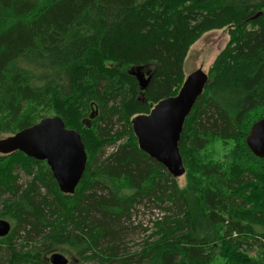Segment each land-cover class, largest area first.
<instances>
[{"label": "trees", "instance_id": "obj_1", "mask_svg": "<svg viewBox=\"0 0 264 264\" xmlns=\"http://www.w3.org/2000/svg\"><path fill=\"white\" fill-rule=\"evenodd\" d=\"M219 29L229 38L184 120L178 185L138 148L130 119L177 93L187 50ZM145 64L141 90L127 69ZM49 115L80 133L86 168L63 194L45 161L0 154V219L11 224L0 264H48L45 246L80 264H264L263 248L239 246H264V157L245 143L264 117V0H0V135ZM113 118L122 128L110 133ZM213 140L224 158L205 152ZM141 203L158 209L153 238L129 255L119 248Z\"/></svg>", "mask_w": 264, "mask_h": 264}, {"label": "water", "instance_id": "obj_2", "mask_svg": "<svg viewBox=\"0 0 264 264\" xmlns=\"http://www.w3.org/2000/svg\"><path fill=\"white\" fill-rule=\"evenodd\" d=\"M148 78L138 80L141 90L147 85ZM207 81V72L197 68L184 77L175 95L158 100L148 113L137 114L131 119V129L138 148L160 163L173 178L184 174L178 142L184 120ZM94 113L93 109L89 119L94 117ZM85 124L89 126L88 121ZM245 143L252 153L264 157V117L252 123ZM17 150L35 160L45 161L59 191L63 194L74 193L85 171L87 155L80 133L67 128L61 117L44 116L0 138L1 155ZM10 229L11 224L0 219V237L6 236ZM48 261L50 264L69 263L68 258L57 251L49 254Z\"/></svg>", "mask_w": 264, "mask_h": 264}, {"label": "rangeland", "instance_id": "obj_3", "mask_svg": "<svg viewBox=\"0 0 264 264\" xmlns=\"http://www.w3.org/2000/svg\"><path fill=\"white\" fill-rule=\"evenodd\" d=\"M228 38L229 37L227 35L226 29L211 30L203 33L200 36V38L196 42H194L186 52L183 61L184 76H187L189 73H191L197 68H202L203 71L206 72L210 67V65L212 64L215 56L224 48ZM152 71H153V66L149 64L131 66L127 69V72L135 74L138 80L140 81L141 79H146L151 74ZM140 98H142V95H140ZM95 109L97 111V108ZM105 127L107 129L111 128L110 133L120 130L122 128V126H120V123L117 120H115V118L112 119V123L109 124L108 127L107 126ZM8 135L10 134L4 133L1 134L0 136L5 137ZM123 141L124 139L122 138L119 141H117V143L105 147L104 151L100 153L101 159L106 157L109 153L114 152L115 149H117L118 145L120 143H123ZM223 149L224 147L222 148L220 142L213 140L210 143H207L205 152L209 154L208 156L216 160L219 157L224 158L223 155L225 152ZM16 177H17V183L20 185H25L26 182L30 179L28 175L22 173L21 171H17ZM183 179L184 177L182 175L180 177L175 178V181L178 185H183L184 182ZM153 204L154 203L152 204L150 203L149 205L147 204L148 206L144 205L143 203L138 204L134 210L135 212L132 213L130 217V221L132 224L130 228L126 230L125 235L123 237V245L120 246L119 248L122 251H125V253H129V255H133L134 253H137L139 249L143 247L146 241H150L153 238V237L151 238L150 236V232L153 229L151 220L153 219L152 217H156V215L154 214L153 216H151V213L152 211H156V212L158 211L157 208H154L155 204L154 205ZM0 208H1V203H0ZM20 239L22 240V237L20 234H18L16 236V241H19ZM241 242L242 245L241 244L239 245L240 248L251 254L256 253L257 251H259V249L262 248L264 249V246L263 247L261 246V248H259L258 242H256L254 239L251 238L249 239V241H241ZM25 245H27V247L35 246L34 243L25 244ZM17 246H20V244L17 243ZM45 248H46V252H44L43 257L45 258V261H47L48 264H50L48 261L49 254L55 251L63 253L69 260L68 264H73V263L80 264L79 260L75 259L69 253V250L66 248L53 247L48 249L47 246H45ZM0 254H4V251L1 250ZM4 257L5 256H0V261L3 260ZM82 264H95V263L85 262Z\"/></svg>", "mask_w": 264, "mask_h": 264}]
</instances>
